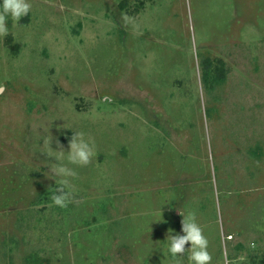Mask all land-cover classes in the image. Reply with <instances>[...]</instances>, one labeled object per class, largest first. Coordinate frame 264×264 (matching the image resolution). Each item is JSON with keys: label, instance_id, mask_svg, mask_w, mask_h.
<instances>
[{"label": "rangeland", "instance_id": "obj_1", "mask_svg": "<svg viewBox=\"0 0 264 264\" xmlns=\"http://www.w3.org/2000/svg\"><path fill=\"white\" fill-rule=\"evenodd\" d=\"M30 4L0 37V264H174L187 208L210 264H264V0ZM74 131L60 208L45 141Z\"/></svg>", "mask_w": 264, "mask_h": 264}, {"label": "clouds", "instance_id": "obj_2", "mask_svg": "<svg viewBox=\"0 0 264 264\" xmlns=\"http://www.w3.org/2000/svg\"><path fill=\"white\" fill-rule=\"evenodd\" d=\"M30 8V0H0V37L8 35L9 21H19L29 13ZM51 140L52 138L45 141L48 151L44 154L54 158L55 162H48L50 165L48 169L52 177L59 178V184L51 195V203L64 208L71 197L69 178L76 176V171L70 165H88L95 155V145L91 139L85 137L82 131L73 132L66 152L59 144H57L56 150L50 147ZM167 202L165 201V203ZM181 216L183 235L170 229L163 241L164 248L161 251L174 264H179V258L184 254H187V264H210L212 257L208 251V239L197 221L196 212L187 208ZM186 243L190 245L187 249L185 248Z\"/></svg>", "mask_w": 264, "mask_h": 264}, {"label": "trees", "instance_id": "obj_3", "mask_svg": "<svg viewBox=\"0 0 264 264\" xmlns=\"http://www.w3.org/2000/svg\"><path fill=\"white\" fill-rule=\"evenodd\" d=\"M8 41L11 42V38H9ZM218 64V66H214V62L210 60H206L204 63L203 78L212 85L218 84L225 79L224 62L218 60Z\"/></svg>", "mask_w": 264, "mask_h": 264}, {"label": "water", "instance_id": "obj_4", "mask_svg": "<svg viewBox=\"0 0 264 264\" xmlns=\"http://www.w3.org/2000/svg\"><path fill=\"white\" fill-rule=\"evenodd\" d=\"M2 89H0V92H1Z\"/></svg>", "mask_w": 264, "mask_h": 264}]
</instances>
